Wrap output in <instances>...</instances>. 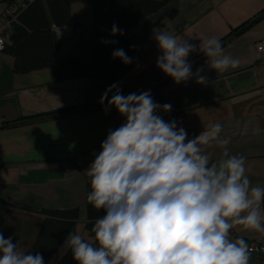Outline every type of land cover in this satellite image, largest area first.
Returning a JSON list of instances; mask_svg holds the SVG:
<instances>
[{
    "label": "crops",
    "instance_id": "crops-1",
    "mask_svg": "<svg viewBox=\"0 0 264 264\" xmlns=\"http://www.w3.org/2000/svg\"><path fill=\"white\" fill-rule=\"evenodd\" d=\"M263 8L264 0H171L127 32L141 56L115 81L123 94L154 87V101L172 105L169 113L159 114L165 121L176 120L188 139L220 123L219 137L206 146L210 163L219 160L220 141L227 138L230 154L245 158L251 185L260 187H264V59L256 57L254 44L264 40V15L222 46L239 61L235 69L211 70L205 57L193 62L199 51L190 53L193 73L204 69L203 83L193 77L176 84L156 67L162 53L153 29H165L199 45L208 37L222 40ZM79 10L85 16L70 9V24L54 28L61 43L47 67L16 74L12 56L0 51V233L11 236L13 243L20 241L24 251H29L45 209L77 207L71 235L86 238L90 177L85 170L101 151L108 130L125 122L115 108L105 114L104 106L91 107L115 82H105L90 71L92 7L81 2ZM79 67L86 72H79ZM56 112L60 113L53 115ZM76 225L82 227L77 230ZM261 234L243 226L230 231L232 239L242 237L247 244ZM70 236L56 254L44 259L45 264L58 261ZM249 264L264 263L250 253Z\"/></svg>",
    "mask_w": 264,
    "mask_h": 264
},
{
    "label": "clouds",
    "instance_id": "clouds-1",
    "mask_svg": "<svg viewBox=\"0 0 264 264\" xmlns=\"http://www.w3.org/2000/svg\"><path fill=\"white\" fill-rule=\"evenodd\" d=\"M110 35L123 36L124 30L113 23ZM153 39L162 53L156 67L176 84L206 80L203 68L193 73L190 53L199 51L209 69L219 72L239 64L214 36L196 45L153 29ZM111 57L133 63L122 48ZM99 103L105 114L115 108L125 122L108 130L85 170L91 187L87 201L104 214L92 228L95 244L79 234L67 240L77 264H249V245L242 237L232 239L230 231L243 226L264 233V187L251 185L245 158L230 154L227 138L220 141L219 160L210 163L206 146L217 140L222 125L188 139L176 120L159 114L169 113L170 103L155 102L151 90L124 95L119 82L105 89ZM0 264L45 262L39 252L24 251L20 241L0 233Z\"/></svg>",
    "mask_w": 264,
    "mask_h": 264
},
{
    "label": "trees",
    "instance_id": "trees-1",
    "mask_svg": "<svg viewBox=\"0 0 264 264\" xmlns=\"http://www.w3.org/2000/svg\"><path fill=\"white\" fill-rule=\"evenodd\" d=\"M74 1L87 2L92 7L90 71L97 78L113 83L129 69L131 64L125 65L119 59H112L111 53L116 48H122L128 56L133 57L134 63L141 56V51L127 36V32L146 16L157 12L171 0H33L19 14L17 21L12 26L9 42L3 49L5 53L12 56L13 71L16 74L40 70L50 64L61 43L54 28L70 24V4ZM263 15L264 8L253 19L245 21L230 31L220 40L221 45H225L231 38L242 33ZM113 23L124 30L123 36L110 35ZM102 40H115L117 43L103 44L101 43ZM200 58H204L201 53L193 58V62ZM78 69L79 72H86L81 67ZM148 90H151L152 94L154 87ZM102 106L97 103L91 107ZM84 109L87 110L88 107ZM57 113L60 112L53 115H57ZM90 191L89 182L85 198L86 222L84 227L87 234L92 237L89 242L95 244L92 228L95 221L102 218L104 212L103 209H96L88 203L87 196ZM42 214L41 225L29 251L32 254L39 252L45 259L56 254L73 233L79 210L77 207L45 209ZM1 218L0 213V221ZM83 239L87 240L86 238ZM55 264H77V261L73 259L71 249L67 248Z\"/></svg>",
    "mask_w": 264,
    "mask_h": 264
},
{
    "label": "built area",
    "instance_id": "built-area-1",
    "mask_svg": "<svg viewBox=\"0 0 264 264\" xmlns=\"http://www.w3.org/2000/svg\"><path fill=\"white\" fill-rule=\"evenodd\" d=\"M33 0H9L0 6V51H3L9 42V35L13 24L17 21L19 14ZM254 49L258 59H264V40L255 42ZM264 213V202H262ZM249 252L260 256L264 263V233L259 238L249 242Z\"/></svg>",
    "mask_w": 264,
    "mask_h": 264
},
{
    "label": "rangeland",
    "instance_id": "rangeland-1",
    "mask_svg": "<svg viewBox=\"0 0 264 264\" xmlns=\"http://www.w3.org/2000/svg\"><path fill=\"white\" fill-rule=\"evenodd\" d=\"M8 0H0V6H1V4H4L5 2H7ZM82 3H85V2H82ZM81 6V2L80 1H74V2H72L71 4H70V9H71V11H72V13L74 14V15H80V16H85L84 15V13H82V12H80V10H79V7ZM76 227H77V230H78V228H81L82 226H80V225H76ZM83 236L84 237H86V239L88 240V241H90L91 240V238H90V236L89 235H87L86 234V232H84V234H83Z\"/></svg>",
    "mask_w": 264,
    "mask_h": 264
}]
</instances>
